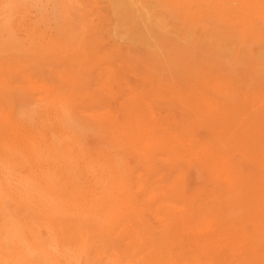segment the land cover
I'll return each instance as SVG.
<instances>
[{
    "label": "rangeland",
    "instance_id": "obj_1",
    "mask_svg": "<svg viewBox=\"0 0 264 264\" xmlns=\"http://www.w3.org/2000/svg\"><path fill=\"white\" fill-rule=\"evenodd\" d=\"M63 2L66 20L51 21L50 31L27 32L30 38L45 35L33 39L40 46L32 40L29 54L19 47L17 55L1 59V78L10 85L0 99V117L21 103L29 115L36 113L27 118L36 125L40 112L28 109V94L52 89L77 108L86 126L84 150L95 158L112 149L132 170L134 191L139 180L148 187L127 214L126 241L139 244L138 250L154 244L163 264H186L187 258L203 264L216 252L223 264H264V10L263 16L252 14L241 0ZM29 5L22 3L18 15L35 19ZM46 109L53 133L52 109ZM87 113L98 117L95 126L85 120ZM137 121L158 127L155 135L164 144L145 159L119 141L122 133L140 141ZM158 217L173 221L171 228ZM200 251L199 263L190 262Z\"/></svg>",
    "mask_w": 264,
    "mask_h": 264
},
{
    "label": "bare ground",
    "instance_id": "obj_2",
    "mask_svg": "<svg viewBox=\"0 0 264 264\" xmlns=\"http://www.w3.org/2000/svg\"><path fill=\"white\" fill-rule=\"evenodd\" d=\"M218 1L210 0V3L217 4ZM241 2L248 12L263 16L264 0ZM22 3H29L31 9H35V19L18 15ZM150 3L153 5L152 1ZM64 9L63 0H0V99L10 85L1 78L6 64L1 59L6 55H15L14 52L20 51L19 47H22L23 53V50L28 49L26 43L43 38L45 35L41 32L50 29L51 21L66 20ZM57 27L58 24L56 29ZM40 28L42 31L37 36L34 34L33 37L31 34L33 38L27 34L28 31L33 33V30ZM63 28H59L63 30L58 32L61 35L64 34ZM54 29L53 31L59 30ZM19 32L24 34L21 39L17 37ZM38 45L40 46L39 42ZM46 57L38 56L40 59ZM53 59L60 61L58 58ZM20 76L22 77V74ZM29 94L26 101L28 109L36 107L40 112L36 125L31 122V117L27 119L32 115V112L29 115L31 110L28 111L21 103L14 105L16 111L13 110V104L10 105L0 117V125L5 133L0 136V264H163L157 258L154 244L138 250L139 244L126 241L130 227L127 214L133 210V201L148 193L145 182L139 180L137 190L134 191L131 182L132 170L122 166V159L110 152L112 149L108 153L100 151L99 156L95 158L84 150L82 135L86 126L76 116L77 108L71 107L68 100L58 96L52 89H44L41 92L32 90ZM48 107L52 109L53 133H50L47 126ZM147 108L152 115L150 105ZM33 110L35 112V109ZM85 116L89 124H97L98 117H93L91 113ZM31 125L34 126L30 127ZM40 126L43 127L42 130ZM135 128L141 135L140 141L125 133H122L119 141L121 145L132 146L138 158L145 159L164 146L161 136L155 135V128L158 127L147 128L137 121ZM31 129L35 133H31ZM93 129L98 131L101 128ZM94 131L93 133H96ZM151 167L147 166L149 169ZM84 170L87 181L84 186H80L79 176ZM227 170L226 166L222 168L224 173ZM180 220L184 222L183 219ZM157 221L166 223L163 217H158ZM172 225L173 221H170L163 226L171 228ZM240 240L242 238L238 237L230 242L234 245L233 243H239ZM169 254L170 248L166 250L167 257ZM203 255V251H200L199 256L192 257L190 262L199 263L200 256ZM221 258L219 252H216L215 258L209 255L202 261L203 264H223L218 262ZM185 261L189 264V258Z\"/></svg>",
    "mask_w": 264,
    "mask_h": 264
}]
</instances>
